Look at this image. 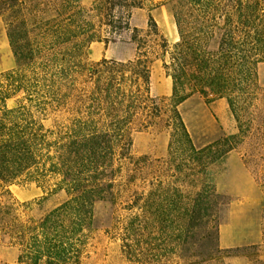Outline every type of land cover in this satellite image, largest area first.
<instances>
[{"label": "trees", "instance_id": "16d2710c", "mask_svg": "<svg viewBox=\"0 0 264 264\" xmlns=\"http://www.w3.org/2000/svg\"><path fill=\"white\" fill-rule=\"evenodd\" d=\"M161 2L172 4V44L151 14L146 28L131 24L136 10H152L156 0H0L16 61L0 72V242L20 248L19 262H79L96 204L116 203L126 192L134 193L127 232L175 213L216 224L224 205L218 169L264 122V0ZM125 32L133 58L85 60L91 43ZM156 59L172 80L170 96L151 94ZM196 94L208 103L225 99L237 131L196 146L179 110ZM152 127L170 141L145 194L132 190L146 182L150 162L133 153V134ZM22 179L67 197L36 215L33 202L10 190Z\"/></svg>", "mask_w": 264, "mask_h": 264}, {"label": "rangeland", "instance_id": "374dc122", "mask_svg": "<svg viewBox=\"0 0 264 264\" xmlns=\"http://www.w3.org/2000/svg\"><path fill=\"white\" fill-rule=\"evenodd\" d=\"M82 1L89 6L92 0ZM160 1L163 0H156L158 6L152 10H136L131 24L146 28L151 14L172 44L178 39L172 4ZM128 38L129 32H125L115 42L91 43L85 51V60L133 58L135 45ZM0 41H5L11 49L2 19ZM11 56V67L0 72L16 67L13 54ZM259 82L264 87V63L259 67ZM171 92L172 80L166 75L162 61L156 59L151 69V94L160 97L170 96ZM259 102L264 105V95L260 96ZM179 110L198 147L237 131L225 99L208 103L196 94L184 101ZM169 141V133L158 127L134 132L133 153L138 157L147 156L150 162L142 175L146 182L138 180L132 190L146 194L153 189L152 183L156 182L153 180L156 174L153 162L167 157ZM215 182L224 202L215 225L210 216L191 218L175 213L160 221L150 219L144 227L134 226L127 232L133 215L129 208L133 192L124 193L116 203H97L94 227L87 234L80 261L75 264H264V122L260 131L254 130L226 157ZM10 190L19 201L33 202L36 215L62 203L67 197L64 191H52L48 185L28 179L17 181ZM20 253V248L7 240L0 242L3 263L28 264L19 262Z\"/></svg>", "mask_w": 264, "mask_h": 264}, {"label": "crops", "instance_id": "0c3cea01", "mask_svg": "<svg viewBox=\"0 0 264 264\" xmlns=\"http://www.w3.org/2000/svg\"><path fill=\"white\" fill-rule=\"evenodd\" d=\"M12 50L7 46L5 41H0V70H6L11 67ZM10 63L9 66H5Z\"/></svg>", "mask_w": 264, "mask_h": 264}]
</instances>
